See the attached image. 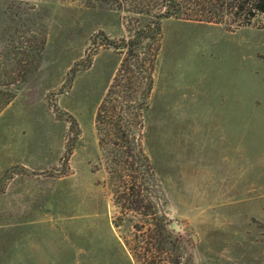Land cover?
Instances as JSON below:
<instances>
[{"label": "rangeland", "instance_id": "rangeland-1", "mask_svg": "<svg viewBox=\"0 0 264 264\" xmlns=\"http://www.w3.org/2000/svg\"><path fill=\"white\" fill-rule=\"evenodd\" d=\"M134 15L102 0H0V264H134L115 149L96 123ZM145 23V18H139ZM143 109L146 179L182 264H264V15L162 22ZM69 153V154H68Z\"/></svg>", "mask_w": 264, "mask_h": 264}, {"label": "trees", "instance_id": "trees-1", "mask_svg": "<svg viewBox=\"0 0 264 264\" xmlns=\"http://www.w3.org/2000/svg\"><path fill=\"white\" fill-rule=\"evenodd\" d=\"M102 1L135 16L128 22L132 35L119 41L106 38L97 45L111 47L122 56L107 98L98 108L96 123L103 135L101 143L113 147L115 157L121 152V158L113 159L116 168L111 173L128 180L115 200L123 214L136 213L142 218L132 227L124 245L134 264H182L179 239L168 231L147 185L152 169L140 141L141 113L152 89L162 22L174 18L229 28L249 26L258 15H264V0ZM139 18L146 22L141 24Z\"/></svg>", "mask_w": 264, "mask_h": 264}]
</instances>
